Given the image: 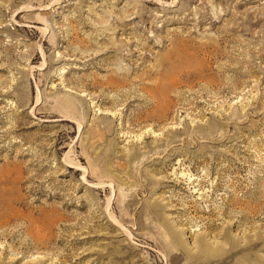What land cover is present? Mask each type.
Segmentation results:
<instances>
[{
	"label": "rangeland",
	"instance_id": "rangeland-1",
	"mask_svg": "<svg viewBox=\"0 0 264 264\" xmlns=\"http://www.w3.org/2000/svg\"><path fill=\"white\" fill-rule=\"evenodd\" d=\"M261 233L264 0H0V264Z\"/></svg>",
	"mask_w": 264,
	"mask_h": 264
},
{
	"label": "bare ground",
	"instance_id": "bare-ground-1",
	"mask_svg": "<svg viewBox=\"0 0 264 264\" xmlns=\"http://www.w3.org/2000/svg\"><path fill=\"white\" fill-rule=\"evenodd\" d=\"M68 105V108H70V110L71 111H76V106L74 105V104H67ZM207 223V225L209 226V227H211L212 228V223L211 222H206ZM210 229V228H209ZM209 233V232H208ZM216 233V232H215ZM257 233V232H256ZM215 235V234H214ZM217 235V234H216ZM215 235V236H216ZM172 237H174V235H171ZM170 236V239L172 238ZM203 236V235H202ZM212 236V235H211ZM169 238V236L167 237V239ZM177 238V237H176ZM263 238H264V233H261V234H254V236H252V237H249V236H245V237H243V239H242V241H241V243H238V241L237 240H235V239H227V240H225V242H221L220 240L218 241V239H215L214 238V240L212 241V242H209V244L208 243H206V242H202V241H200L201 240V236L199 235H197V237H196V239H195V242H196V246H195V248H194V252L192 253V252H190V250H188V249H186V250H188V254H189V257H192V255L193 256H197V257H199V260H198V262H197V264H225V261H227L228 262V259L230 258V260L229 261H233V264L234 263H237L238 261H240V263L243 261V257H240V254L241 253H245L244 251H246V250H248V249H251V248H253L254 246H257L258 245V242L259 243H261L260 241L261 240H263ZM172 240V239H171ZM174 240V239H173ZM172 240V241H173ZM176 240H178V239H176ZM209 240V239H208ZM175 241V240H174ZM173 241V242H174ZM179 241V240H178ZM181 241V240H180ZM231 242V243H233V245L234 246H232V247H226V243L227 242ZM176 242V241H175ZM164 243H165V245H169L168 244V242H166V241H164ZM176 244V243H175ZM262 244V243H261ZM172 245V244H171ZM170 245V246H171ZM171 247H173V246H171ZM177 247H179V246H175L174 245V247L173 248H177ZM178 249V248H177ZM249 251V250H248ZM200 253H202V254H204L205 253V255H206V257H205V259H204V257H202V256H204V255H202V254H200ZM239 254V255H238ZM250 254V253H249ZM251 255V254H250ZM247 256V255H246ZM214 257H216V258H218V260H214L215 258ZM222 257H224L223 259H222ZM257 261H259V262H263L264 261V258L263 257H260L259 256V258H255L254 260H253V262H254V264H255V262H257ZM226 262V263H227ZM252 262V263H253ZM250 261H249V263L248 264H252Z\"/></svg>",
	"mask_w": 264,
	"mask_h": 264
}]
</instances>
